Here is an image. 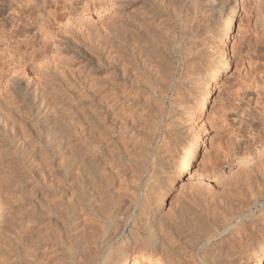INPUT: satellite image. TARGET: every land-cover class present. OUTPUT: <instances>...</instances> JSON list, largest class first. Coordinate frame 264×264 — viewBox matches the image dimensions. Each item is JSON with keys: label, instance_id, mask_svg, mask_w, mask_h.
Listing matches in <instances>:
<instances>
[{"label": "rangeland", "instance_id": "rangeland-1", "mask_svg": "<svg viewBox=\"0 0 264 264\" xmlns=\"http://www.w3.org/2000/svg\"><path fill=\"white\" fill-rule=\"evenodd\" d=\"M20 1H22L23 6H25L28 0H19V1L0 0L1 7L5 6L7 8L9 4H11L10 7L13 4L11 9H7L4 14L0 15V31L1 30L3 31L0 32V34L1 36H3V34L7 31L6 32L7 34L5 33L7 35L6 37L10 35L13 36L14 37L13 40L8 41V43L9 42L11 43L13 41L11 45H14V41L16 44V41H20V39L25 40V38L26 40L29 39L31 43L32 42L34 43L31 44L29 43L28 40L27 41L28 44L22 45L21 48L25 52L22 53L23 55L25 54L23 61L24 67H23L22 76L24 79L30 78V81H36V80H37L36 82L42 81V79H44V77L46 76L45 73L47 72V67L45 64L46 58L43 59L39 58L38 60L37 57L38 56L40 57V55H38L37 57L35 56L37 59L34 57L35 54L33 55L34 52L32 51L34 49L39 50L38 48L40 45H42L44 36L40 30L39 32L38 30H36L37 28L36 29L33 28L34 24H31L32 26H30V23L33 20L32 18L30 19V17H28L27 11L32 6H34L35 2L37 5H40L38 6L39 9L36 7V4H35L36 8L33 7L35 9H33L34 13L32 14V16L34 17L37 16L36 17L37 19L36 22L38 23L37 26L39 25L41 26L43 24L42 18L44 19L43 16L46 15L47 11L50 10L51 12L53 11L52 12L53 22L50 27L51 35L49 37L51 41V46L48 51V56L50 55L49 58L51 59V68L55 78V86H56L54 88L55 91L54 101H56L55 102L56 104L54 107L55 109L53 110H56L54 112L57 114L60 112V114L57 115L54 113V115L57 116L61 115L60 117L64 119L65 116L70 113V111L72 110L76 111L77 110L76 108H78L77 112H80L81 108L79 106L80 105L79 98L83 95L86 86L88 88V86H90L89 83L91 82L92 84L93 82V84L99 83L100 85L102 84L104 87H106L107 83L104 82H106V80L109 81L112 78L111 80L113 81L111 82L116 81L118 85V91L116 97H115L116 90L115 91L110 90L111 92H113V94L115 93L113 96L115 97V100H113L114 102H112V104L117 103L116 106L115 104L114 106L116 110L120 111L119 112L120 116H122L121 114L123 113H125V115H123L124 117L129 116L126 118L127 121L128 120L130 121L131 118L134 119V120L131 119V122H133V124L135 123V125H133L132 123L130 124L131 127H133L132 128L133 132L131 131L130 133L135 135L136 132V136L140 137V133L143 134L142 133L143 131H141L140 129H144V130L146 129L147 131H150L151 128L154 127V129L156 128L155 134H158L157 135L158 143L160 141L159 144L161 146L162 145L164 146V142L166 141L168 143V144L166 143L167 145L165 144L166 147L168 146L167 147L168 149L165 146L164 147L162 146L163 147L162 149L165 150L164 153L167 150V152L165 153L166 163H168L167 166L169 167V165H171L167 169L168 170L167 176L173 181V183H171L172 184L171 187L166 189L167 190L166 192L164 191L165 189L164 187L162 188L159 187L155 189L156 191L153 190V192L148 190L144 191V189H141V191L139 190L137 193L136 192L137 190L135 192L134 191L131 192L132 189L133 190L135 189L133 187L131 188L132 185L130 184L129 186L128 183L127 185L124 184V186L122 187L123 189H120L118 182L116 184L118 185V187L116 186L115 190L118 192L120 191L119 193H122L123 195L125 194V196H123L124 199L121 198L122 199L121 200L119 198L118 201V205L119 206L121 205L120 212L122 214L126 213L125 215L121 214L122 216H129L131 214L129 212H131L130 209L133 206L130 205L131 202L130 197L134 195L135 196L138 195L139 200H142L148 194L149 195L147 197H150L149 199L151 200H155V195L158 197L160 196L162 198L159 202L161 205L160 209L162 211L164 210L163 211L164 213H168V212L173 213L176 207L177 208L179 207V205L176 206L175 199L176 198L178 199V197L180 196L183 197L180 194L181 192L178 188L180 186L179 183L185 180L187 177L186 175L190 173L196 174V171L197 172L208 171L207 173H210L211 175L216 177L221 176L222 178L221 179L222 181L219 184V186L214 187L212 191L210 190V192H217V194L219 193L218 196L222 194V196L218 197L220 198L218 200L219 202L217 201L215 203H208L207 201L202 199L204 193H202V195L200 194L199 196L198 192L196 194L199 197L198 196L194 197L196 199L193 198L194 195L192 196V194L190 195L188 194L187 198L189 199L190 197H192L189 200L192 199L193 201L195 200H197L198 202L201 201L199 204H197L198 203L197 201L193 202L191 200L192 203L195 204L193 206H196L193 207L195 208L193 209V213L195 214L197 212V216L200 215L199 211L204 213V214L201 213V215L198 216V218L201 217L200 219L205 220L207 224L209 223L208 225L210 224L212 225L213 223L212 221L214 220L212 218L216 216L215 218L218 219L219 215L222 217L223 213H225L224 217H222L225 220L227 219L225 223L222 222L223 223L222 224L221 221L223 220L221 217H219V219L221 218L219 222L217 219L214 220L215 222L213 223V225L215 226V228L212 227L213 225L212 226L210 225L214 229L211 245L220 242L225 235L231 234V232L235 231L234 234L236 235L240 231L243 230L245 231L246 228L248 227L250 229H254L255 227H260V226H261L260 227L261 232L258 233V235L260 234L259 235L260 239L258 242L259 245L257 244V247H260V245L264 244V155L263 157L259 158L260 160L258 159L254 161L257 163L256 165H254L255 167H253L251 170L245 171L244 173H239L237 175L238 177H235L236 175L234 176L232 174L234 171L229 172L231 167L230 165L237 163L236 161L244 159L247 155L254 152V149L257 147L256 141H257L258 133H261L264 137V0H223L226 1L227 4L229 5V6L227 5L224 10H221L219 5H217L218 4L217 0H179L180 2H182L181 4L179 1L176 0L179 6L183 5V8L189 9V10L186 9L187 12L189 13L187 15V19L185 18V20H187L186 22L188 23V28H189L188 32H190L189 33L190 39L188 40V42L193 43L192 45L198 47V49L196 52H192L189 56H186L185 58L181 57V55L179 56V54L177 53H171V56L173 54L174 55L170 57V53H168L169 51L165 50V53L168 56H166L165 53L163 55H165L166 58L167 57L170 58H167L166 60L165 56H163V62L165 65L169 64L168 67L173 66L172 68H170L172 72L170 78H172L173 81L170 79L168 80L170 74L167 75L168 78L166 76L167 79L163 78L165 80L164 81L162 80V78H158L160 76H164L161 75V73H159L160 71L158 69L156 70L154 66L153 67L155 69L153 67L149 68L150 65H148V67L146 66L147 68H149V70H151L150 72H153L152 74H154L153 75L154 77L162 80L160 81L164 83V86L165 83L167 82L166 84L167 88H165L166 92L164 93L165 96H163V98L161 99H158L159 101L152 100V102L151 101L146 102L145 100H143L144 98L143 99L141 98V100H139L140 98L134 94L133 89L130 86L129 80H131V78L129 76L130 72L128 70H130L131 67L130 61L131 58H133L131 57L132 55H130V51H132L131 49L133 47V44L131 42V36H128V32L130 34V29L132 28L131 25L132 23L130 24V22H132V19L130 17L132 16V12H134L136 9H137V15L139 16L138 18L144 17V11L149 10L151 12L150 9L151 8L152 10L154 9L149 15L154 16L153 14H155V16L152 18L155 19V23L158 26L154 24L155 27L153 28L154 29L157 28L160 31L159 32L157 30L159 33L158 34L156 33V29L155 30L153 29V31H155L154 35L152 32V35L155 36L153 37L154 42H156L157 45L158 44L168 45L169 43L173 42L175 43L174 44L175 46L178 44L177 41L179 42L178 35L181 34L180 25H183V22H181L182 17L180 16L181 17L180 18L176 14L179 9L178 8L179 6L175 5L176 4L175 0H172L171 4L169 3L170 0L169 1L166 0V2L168 1L167 4L171 6L172 3H174V6L173 5H172L173 7L167 6L168 8L165 9V11L159 9V11L161 10L160 12L157 9L155 10V8L157 7L145 3L146 2L145 0H49L50 2L47 1L51 5L46 4L47 2L45 3L44 0H33L30 3L28 2L29 7L33 3L32 6L30 8L26 7L25 11H23L22 14L18 15L17 6L20 3L22 4V2ZM152 1L153 0H151L150 3ZM160 3L161 4L163 3L164 5L163 4L162 5L165 7L167 5L165 4L164 0H162V2ZM145 5H148L150 9L145 10ZM45 6H47L46 11L43 9ZM230 7L233 9L232 10L234 16L233 22H231L230 19H228ZM174 8H177V10H175L176 13L174 12ZM13 10L14 11L16 10V12H14ZM14 18L15 20L12 21V19ZM16 18L19 19V21L17 19L18 22L16 21ZM28 19H30V21ZM238 24L247 27L252 37L254 51L252 53V59H250V61H252L251 67L249 60L245 57L243 52L244 43L236 33L237 31L236 25ZM174 26L176 27L174 28ZM164 29L165 31L167 30V32L169 29L170 30L172 29L169 32L170 35L168 33H165L166 35L164 34L165 40H163L162 37L164 33L162 31H164ZM173 29L175 30L173 31ZM12 31L13 32L16 31L15 34L11 33ZM171 32L175 34L173 35ZM17 33L20 34L19 36L16 37ZM33 34L36 35V37ZM156 36L159 39L161 37L163 41L162 40L161 42L160 40L157 41L155 39L157 38ZM6 37L5 40L8 39V38L6 39ZM170 37L176 39L177 41L171 39ZM168 38L171 40H168ZM0 43H1L0 47L6 49L7 42L3 40ZM29 44L32 46H30ZM130 44H132L131 45L132 47H130ZM163 49H165L164 46ZM35 53L39 54V51H36ZM29 56L35 58V60H32L31 57H30L31 59H29ZM6 57L7 59H9V56ZM15 58L18 59V57L16 56ZM15 58L14 61L17 60ZM140 59H141L140 62H142L143 61L142 57ZM169 59L170 60L172 59L171 60L172 62ZM125 69H127V71ZM157 73H159L160 75ZM175 77H178V79ZM169 83L171 85H169ZM124 84L126 87L124 86ZM3 88H5L4 82L3 84L0 85V93L4 92ZM62 89L65 90L62 91ZM110 91L107 89L106 92H104V94L107 93H109L107 95L112 94ZM132 93L133 95H135L134 96L135 98L132 97ZM75 97H77V99ZM110 97L112 96L110 95ZM142 100L144 101L143 103L138 102ZM148 102H151V104ZM155 102H157L156 104H158L157 107L160 104L159 102H161L160 104L161 106H163L162 104H164L163 107L166 114L164 113L163 115L164 119L163 118L160 119L163 122L160 121L158 117H157L158 119L156 118L157 116L155 113L156 110H154L155 112L151 111L150 113L151 108L152 110L154 108L153 105L154 106L156 105ZM149 104L152 106H150ZM74 105L75 107H73ZM143 107L144 108L146 107L145 109L147 110L142 109ZM58 110L59 112H57ZM146 111L147 112L149 111L148 113L152 114L153 116L154 114L156 115L154 116L155 122L152 120L154 117L152 118L150 117L151 115H149L148 113H144ZM127 112H129L132 115L128 114ZM145 114H147L148 116ZM168 114H171L173 118L170 119L169 117H167ZM156 119L160 121L158 126L155 125V123L157 122ZM171 120H173L174 123H172ZM147 127H150V129H148ZM137 128L140 132L137 130ZM159 129L161 131H159ZM157 130L159 133L157 132ZM0 135L3 134L0 133ZM186 136H188L189 138L186 139ZM3 138L4 140L7 139L6 136L4 135L2 136L1 139ZM46 138L47 136L43 134L42 140L43 139L46 140ZM164 138H166L167 140L165 141ZM42 140H35V141H42ZM6 142H9V140H7ZM12 142H11L12 145L7 143L12 147L10 150L11 158L8 157L4 158V156L2 157V155H0V199L3 203L5 202L3 204L4 211L0 217V227L2 226V228L4 229L5 227L3 226L4 222L2 221L3 219L2 216L3 214H5V212L9 210L8 204L11 202L9 186L17 183L16 181H14L16 177L18 178L21 175H23V177L28 180L29 184L31 182L33 183V184L31 183L32 187H35V185L37 184L36 182L40 181L42 178L44 179L40 181V184L42 182L47 183L46 177H48V176L43 177L44 174L41 173L42 169L40 168V166L36 165L37 163L31 157V153H29V150H25V152H23L24 150L22 149L24 147L22 146L20 140L15 139L12 140ZM262 143H264V141ZM21 152H23V155L25 154L24 156L26 159H29V160L25 159L26 165L24 164V166H21L22 164H20L21 163L20 160L18 161V156ZM42 153L43 155L44 153L47 154L44 156L48 157L49 153L47 150L46 151L43 150ZM61 163L62 161H60V159H55L54 161L50 160L49 162L46 163L48 164V167H50V169L52 170V173L50 175L52 177L56 176L58 178V179L56 177L53 178L55 182V186H57V184L61 185V188L57 186V188L59 187L60 189L59 188L55 189L56 187L51 188V191H54L52 192L54 196V197L52 196L53 197L52 199L54 203L53 205H55L56 207L53 208L56 209L55 212L49 215V217L47 216L46 218L42 219L43 221L38 222L36 224H34L35 222L32 221L28 213L27 216L29 217H26L24 219V226L26 225L27 227L26 226L25 227L26 228L29 227V229L34 228L35 229L34 231L36 232L41 231L39 230V228L43 229L42 230L43 232L44 229L46 231H51L50 229H52L53 230L51 231L52 233L55 231L54 233L57 235V239H55V242H58V244L55 246L56 249L54 248L53 250L54 252L50 254V256H52L53 258L55 257L54 262L55 263L57 262L58 264H62L60 260L61 254H59V252H57L56 250L59 247L63 249L66 248L65 250L70 248V251L69 250L67 251L72 252L75 250L74 247L76 246L74 245L75 243L77 245L78 241L81 242L83 241L82 243L84 244L88 241V243L85 244L84 246L88 245L86 247H88L90 251H92L93 253L96 250L95 248H99L98 245L100 243L97 242L98 240L99 242L101 241V244L102 243L104 244V245L102 244L101 246H106V245L113 247L123 246L125 243L123 242L125 238L123 236L115 238V236L121 232V228L123 227L122 223H120L121 216H118L115 219L116 221L113 220L112 225L110 224V226H108L106 220H103V218L99 217L95 211L93 212V210H89L90 208L87 209L85 206H83L84 207L83 209V207L78 203H71L72 199L69 193H67L65 189L66 188V186L64 185L65 177H63L64 169L60 165ZM38 167L40 169L39 172H37L39 170ZM169 169H171L172 171L170 172ZM19 170L20 173H18ZM62 171L63 173H61ZM36 174L38 177L35 176ZM32 175L37 178L34 177L35 178L34 180V178H31ZM49 178L50 177H48V180ZM50 181L51 180H49L48 183H51ZM41 185L46 186L47 184L45 185L44 183H42ZM32 187H30V190L32 191V194L30 195H33L36 192L35 188ZM90 190L91 189H89V191ZM89 191L88 193L91 192ZM126 191L127 192L130 191V192H128L127 194ZM144 192H146L147 195ZM158 192H161V194ZM88 193H87V197L89 196L88 199L89 198L91 199V200L89 199L91 203L94 201V203H92L94 206L97 204L96 208H99L100 205L101 207L102 206L104 207V205H102L103 204L102 201L100 202V200L98 201L96 198H92L93 195L90 197V194L92 192L90 194ZM143 193L145 194V196ZM150 193L153 195L150 196L151 195ZM184 197H186L185 194ZM197 198H200V200ZM96 200L98 203L100 202L99 205L98 203H96ZM202 200L204 202H202ZM208 204L210 206H207ZM198 205L201 206L202 209L198 207ZM172 206L173 207L175 206V209L172 208ZM215 207L217 208L216 209L217 211L215 210ZM25 208L22 209L25 210ZM197 208H199V211L198 210L196 211ZM75 209L76 210L78 209L77 211L80 213L78 214V212ZM131 210L133 211V208ZM214 210L217 213H215ZM228 210L229 211L232 210V214H229L231 213V211L228 213L227 212ZM234 211H236L239 214L236 213L235 215V213H233ZM71 212L73 213L71 214ZM127 212L129 214H127ZM82 214H85L87 216L83 215L84 216L83 217ZM210 214H213L214 216L213 215L211 216ZM206 215H208V218L206 217ZM76 216L77 217L79 216L80 218H77ZM226 216L229 218H227ZM231 216L232 218L230 219ZM56 219L58 221H56ZM207 219H209V221ZM48 222L50 223V225ZM25 223H28L29 225ZM248 223L250 226L248 225ZM41 224L42 227H40ZM76 225L78 226V228H76L77 227ZM182 227H183L182 230L186 229L184 231V235L189 234L188 238L187 235H185L186 236L185 239H188V241L186 240L183 242V244H181V247L183 246V249L180 247L182 254L186 257L188 256L187 259H190L188 261L193 262L194 260V262L197 263V261H195V258H193L195 257V252L194 254L192 253L194 250L189 245V243L191 244L195 239L192 237H196V236H194L195 234H193L192 231L185 224H183ZM216 227H218V229ZM241 227L242 228L245 227V228L242 229ZM36 228L38 230H36ZM88 228H91L92 231L91 229ZM83 229H86L87 232H85V230ZM71 230L72 231L75 230V231L72 232ZM84 234L87 236H85ZM102 234L105 236V238ZM236 236L239 237L240 235L238 234ZM2 237L3 236L0 235V238ZM84 237H86V241ZM105 239H107L106 240L107 242L105 241ZM33 249L34 247L30 249L31 254L32 252L33 254H36L37 252L35 253ZM55 251L57 253H55ZM188 252L191 255L193 254V256H191ZM130 253L132 257L134 258L138 257L139 259L138 264H159L158 262H156L157 259L160 258L159 253L152 254L151 252H145L143 251V248L140 247L133 249ZM189 256H191V258H189ZM253 259L254 257H250L248 260L249 262L247 263L254 264ZM188 261H186L187 264L189 263ZM194 262L193 264H196ZM172 263L175 264V261H173Z\"/></svg>", "mask_w": 264, "mask_h": 264}, {"label": "bare ground", "instance_id": "bare-ground-1", "mask_svg": "<svg viewBox=\"0 0 264 264\" xmlns=\"http://www.w3.org/2000/svg\"><path fill=\"white\" fill-rule=\"evenodd\" d=\"M17 1H19V0H17ZM32 1L33 0H28L27 3L25 4V6H23V2L20 1V2H22V4L20 3L17 6L18 15L22 14V12L25 11V8L29 7V3ZM47 1L50 2L49 0H44L45 3ZM145 1H146L145 3H147L148 5L151 4L154 7H157V8H155V10L157 9L158 11H159V9L165 11V9L168 8L167 6H169V7L174 6V3H172L173 6L172 5L170 6L169 4H167V2L169 0L167 2H166V0H164L165 4H167L166 7L163 6L164 5L163 3H162L163 5L160 3V2H162V0L161 1L160 0H153L151 3H150L151 0L150 1L145 0ZM171 1L172 0L169 1L170 4H171ZM177 1H179V0H177ZM177 1L175 0V2H176L175 5L179 6ZM217 1H218L217 5H219L221 10H224L226 8V6L228 5L226 1H223V0H217ZM48 2L46 4H50ZM181 3L182 2H180V4ZM32 4L30 5V7L32 6ZM35 4H36V2L34 3V6H32L31 8L29 7L30 9H28L27 12H28V17H30V19L32 18V20H33L30 23L29 22L30 19H28L30 26H32L31 24H34L33 28L34 29L37 28L36 30H38V31L40 30L44 36L43 37L44 38L43 43L38 48L39 50H36L33 48L35 50L34 51L32 49L33 50L32 52H34L33 55L35 54L34 57L35 56L37 57L38 55H40V57L39 56L37 57L38 60H39V58L40 59L46 58L45 64L47 67V72L45 73L46 76L44 77V79H42V81H40V82H36L37 80L36 81H30V78L24 79L22 76L23 67H24L23 61H24V57H25L24 55L25 54L24 55L22 54L24 51L21 48H22V45L28 44L27 41L29 39H27V40H26V38H25V40L20 39V41H16L17 45L15 44V41H14V45H11V43L13 41L11 43L10 42L8 43V41L13 40L14 37L11 35L6 37L7 31L5 32L6 34L2 33L3 36H1V34H0V36L3 37V38L0 37V42L3 40L7 42L6 43L7 44L6 49L0 47V85L3 84V82H4V86H5V88H3L4 92L0 93V133L3 134L4 136H6V138H7L5 140H4V138L1 139L3 135H0V155H2V157L4 156V158L5 157L11 158L10 157V150L12 148L11 147V145L13 143L12 140H15V139L20 140L22 143V146L24 147L22 149V150H24L23 152H25V150H29V153H31V157L37 163L36 165L40 166V168L43 170V172L41 170V173L44 174L43 177L48 176L52 179L49 178V180H51L50 181L51 183H48L49 180H48V177H46L47 183L42 182L45 185L47 184L46 186L41 185L42 183L40 184V181L43 180L44 178H42L38 182H36L37 181L36 180V181H34L37 183L35 185V187H32L31 186L32 182L29 184L28 180L26 178H24L23 175H21L18 178L16 177V179L18 181L16 179L15 180L13 179L17 183L12 184V185L10 184L11 186H9V193H10V198H11V202L8 204L9 210L7 212H5V214H3V216H2V218H3L2 221L4 222L3 226L5 227V229L2 228V226L0 227V235L3 236L2 238H0V264H58L57 262L56 263L54 262L55 257L53 258L52 256H50V254H52L54 252L53 250H54L55 246L58 244V242H55V239H57V235L54 233L55 231L52 233L51 232V231H53L52 229H50L51 231H46L44 229V232H47V233H44L42 231L43 229L39 228V230H41L42 232L41 231L36 232V231H34L35 230L34 228L29 229V227L26 228L27 227L26 225H25L26 227L24 226V219L26 217L30 216L32 221L35 222L34 224H36L38 222L43 221L42 219L46 218L47 216L49 217V215H51L56 210V209H53L55 207V205H53L54 203H53L52 198L54 196H53L52 192H54V191H51V188L56 187L55 189H58L59 187L61 188V185L56 183L57 186H59V187L57 188V186H55V182H54L53 178H55L56 176L52 177L50 175L52 173V170L50 169V167H48V164H46L50 160L54 161L55 159H60V161H62V163L60 164L64 169V176L63 175L62 176L65 177L64 178V181H65L64 185L66 186V188H65L66 192L69 193V195L72 199L71 203H78L82 207L85 206L87 209L90 208L89 210H93V212L95 211L99 217L103 218V220H106V222L108 223V226H110V224L112 225V221L115 220L118 216H121V222L120 223H122L123 227L121 228V232L118 233V235H116L115 238L120 237V236L121 237L123 236L125 238L123 241V242H125L124 245L120 246V247L119 246H116V247L107 246L106 243H105L106 246H101L103 243L101 244V241L99 242V240H98L97 242L100 243L98 245L99 248H95L96 247L95 246L94 248L96 250L94 253L92 251H90V249L88 247H86L88 245L84 246L85 244L88 243V241L84 244V243H82L83 241L81 242V241L77 240L78 241L77 245L74 242L75 243L74 246H76V247H74L75 250L72 252L67 251V250L70 251V248L65 250L66 248L63 249V248L59 247L56 251L59 252V254H61L60 260H61L62 264H138L139 263L138 257H135V258L132 257L130 255L131 254L130 252L133 249L139 248V247L143 248V251H145V252H151L152 254L159 253L160 258L158 256L159 259H157V261L155 260L159 264H166V263L167 264H173L172 263L173 261H175V264H184V263L187 264L186 261H188L190 259H187L188 256L187 257L184 256L182 254V251H181V248L183 249V246L181 247V244H183V242L186 240L188 241V239H185L186 238L185 235H187V234L184 235V231L186 229L182 230L183 224H185L192 231V233L195 234L194 236H196V237H192L195 239L193 240V242L191 244L189 243L191 248L194 250L192 252L191 251L192 249L190 248L191 249L190 251L193 254L195 252V257H193V258H195V261H197V263L194 262V260H193V262L196 264H245V263L249 262L248 260L250 257H254V259H253L254 264H264V244L260 245V247H257V244L259 245L258 242L260 239V237H259L260 234L258 235V233L261 232V229H260L261 226L255 227V228L252 226L254 229H250L248 227V228H246L245 231L244 230L240 231V232L238 231L239 233H237L236 235L239 234L240 235L239 237H237L234 234L235 231L231 232V234H227L224 237L222 236L223 239L221 238L222 240L221 241L219 240L220 242L215 243L214 245H211V243H212L211 240L213 238V232H214V229L212 227L215 228L213 223L215 222L214 220L217 219V218H215L216 216L214 218H212L214 220L212 221L213 226L210 224L212 226L211 227L210 225H208L209 223L207 224V222L205 220H201L200 219L201 217L198 218V216H200L202 213L199 211V208H197L196 211L198 210L200 215L197 216V212L195 214L193 213V209H195L193 207H196V206H193L195 204L192 203V201H193L192 199H191L192 201L189 200L192 197H190L189 199L187 198L188 194L189 195L192 194V196L194 195L193 198L198 196L196 194L198 192L199 196H200V194L202 195V193H204L203 198H202V196H201V198L203 200L207 201L208 203H215L220 199L218 197L222 196V194L220 196H218L219 193L217 194V192H210V190L212 191L214 187L219 186V184L222 181L221 180L222 178L219 175H218L219 177L213 176L210 173H207L208 171L207 172H204V171L197 172L196 171V174L195 173L194 174L190 173L188 175L185 174L187 176L186 179L181 181L179 183L180 186L178 187L180 192H181L180 194L183 197L178 195L181 198L178 197V199L177 198L175 199L176 200V202H175L176 206L179 205V207L178 208L176 207V209H175V206L174 207L172 206V208L175 209V210L173 209L174 210L173 213H169V212L164 213L163 212L164 210L162 211L160 209L161 205L159 202L162 199L160 196L158 197L155 195V200H151V199H149L150 197H147L149 194L147 195L146 192H144L147 196H145V194L143 193L145 197L142 200H139L138 195H136V196L134 195V196L130 197V201H131L130 205L133 206V207L131 206L133 208V211L131 210L132 209L131 208L130 209L131 212L128 211L129 213H131L129 216H122V215H125L126 213L122 214L120 212V206L121 205L120 206L118 205V201H119V198L124 199L123 196H125V194L123 195L122 193H119L120 191L119 192L116 191L115 190L116 186L118 187V185H119V188L123 189L122 187L124 186V184L127 185V183H128L129 186H130V184L132 185L131 188L133 187L135 189V190L132 189L131 192L132 191L135 192L137 190L136 191L137 193L139 190L141 191V189H144V191L148 190V191L153 192V190H155L159 187H161V188L164 187L165 188L164 191L166 192L167 191L166 189L171 187V185H172L171 183H173V181L167 176L168 175L167 169L171 165H169V167L167 166L168 163H166V156H165V153L167 152V150L164 153L165 150L162 149L165 146V144L167 143V141H166L167 139L164 138V140L166 142H164V146L162 145L163 146L162 147L159 144L160 141L158 143V138H157L158 134H155L156 128L154 129V127H152V125H153L152 123H151L152 128L150 131H147L145 129L147 131L146 132L144 129H140L141 131H143L142 132L143 134L140 133V137L136 136L135 131H134L135 135L130 133L133 130L132 129L133 127H131V125H130L131 123L133 124V122H131V119H133V118H131L130 121L129 120L127 121L126 118L129 116L124 117L123 115H125V113L121 114L122 116H120V113H119L120 111L116 110V108H115L117 103L116 104L114 103L115 106H114V104H112V102H114L113 100H115V97L117 96V91H118V85H117L116 81L111 82V81H113V80H111L112 78L109 80L110 82L107 80H106V82H104V83H107L106 87H104L102 84L100 85L99 83L93 84V82H92V84H91V82L89 83L90 86H88V88L86 86V89H84L85 91L82 95L83 97L81 96L82 98L81 97H80L81 99L79 98L80 102L78 101L80 104L79 106L81 108L80 112H77L78 108H76L77 109L76 111L72 110V111H70V113L67 112L69 114L66 115L64 119L62 117H60L61 115L57 116L58 114H60L59 110L57 111V112H59L58 114L54 112L56 110H53V109H55L54 107L56 104L55 103L56 101H54V99H55L54 98V95H55L54 88L56 87L55 86V78H54L52 68H51V59L49 58L50 55L48 56V51H49V48L51 46V41H50L49 37L51 35L50 34L51 33L50 27H51V24L53 22V19H52V17H53L52 12L53 11L52 12H51V10L47 11V13L45 15L46 17L43 16L44 19L42 18L43 24L41 23L42 24L41 26L40 25L37 26L38 25V23L36 22L37 16L34 17V16H32V14L34 13L33 9H35L36 7L39 9L38 6H40V5L36 4V7H35ZM10 5L11 4H9L7 6V8L2 5L4 7L3 8L0 5V15L4 14L7 9H11L13 4L11 7H10ZM148 5H145V10L150 9ZM47 6H45L43 8L45 11L47 10L46 9ZM33 7H35V8H33ZM178 8L179 9H178L177 13L175 12V10H177V8H174V12L179 17L180 16L182 17V18L181 17L180 18L182 19L181 22H183V25H180L181 34L178 35L179 36L178 37L179 42L176 39H174L175 36H177V35H175L174 38L170 37L171 39H174L175 41H177L178 44L176 43L177 45H175V46H174L175 43H173V42L169 43L168 45H165V44H163V45L158 44L157 45L156 42H154L153 37H155V36H153V35H154L155 31H153V29H154L153 27H155V25L156 26H158V25L155 23V19L152 18L155 16V14H153L154 16L149 15L154 9L152 10V8H151L150 9L151 12L149 10L144 11V17H141L142 19L138 18L139 16L137 15V9L134 12H132V16L130 17L132 19V22H130V24L132 23L131 24L132 28L130 29V34L128 32V36H131V42L133 44V47L131 46L132 44H130V47H132V49L130 48L132 50V51H130V55H132L131 57H133V58H131V61H130L131 67L129 66L130 70H128L130 72V75H129V72H128V75L131 78V80H129L130 86L133 89L134 94L140 98L139 100H141V98L142 99L144 98L143 100H145L146 102L147 101L152 102V100L157 101L158 99H161V98H163V96H165L164 93L166 92L165 88H167L166 87L167 82L165 83V86H164V83H162L161 81L164 80L163 78L167 79L168 78L167 75H169V74L170 75H169L168 80L169 79L172 80V78H170L171 73H172L170 68L173 67V66L168 67L169 64L165 65L163 62V56H165V55L168 56L165 53V50L169 51L168 53H170V57H172L174 55L173 54L171 56V53H177V54H179V56L181 55V57L185 58L186 56H189L192 52H196L198 49V47L192 45L193 43L188 42V40L190 39L189 38L190 32H188V29H189L188 23L186 22L187 20H185V18L187 19V15L189 13V12H187V10H189V9L183 8V5L182 6L180 5ZM232 10L233 9L230 7L228 19H230L231 22H233V18H234ZM167 11H170V10H167ZM14 12H16V10ZM17 19L18 18H16V21H17ZM13 20H15V18L12 19V21ZM68 20H69V18H68ZM18 21H19V19H18ZM175 27L176 26H174V28ZM236 28H237L236 33H237L238 37H240L242 39V42L244 43V49H243L244 55L249 60L250 67H251L252 61H250V59H252V53L254 51V45L252 43V37L249 33L250 31L247 27H245L241 24L236 25ZM155 29H156V33H158L159 30L157 28H155ZM171 30L169 29L167 32V30L165 31V29H164V31H162V32H164L163 36H162L163 40H165L164 39L165 38L164 36L166 35L165 33L169 34V32ZM174 30L175 29H173V31ZM0 32H3V31L1 30ZM15 32L16 31H14V32L12 31L11 33L15 34ZM152 32H153V35H152ZM42 33H41V35H42ZM19 34L20 33H17L16 37L19 36ZM168 34H167V36H168ZM161 35H162V33H161ZM25 36H27V35H25ZM34 36L36 37V35H34ZM5 37H6V39L7 38L8 39L5 40ZM157 38H155V39L157 41L160 40V42H161V40H162L161 37H160V39L159 38L157 39ZM1 39H3V40H1ZM171 39L168 38V40H171ZM17 40H19V39H17ZM34 40H36V39H34ZM129 40H130V38H129ZM193 42H194V40H193ZM29 43H31L30 40H29ZM30 46H32V45H30ZM163 46L165 49H163ZM36 51H39V54L35 53ZM164 53H165V55H163ZM5 55L9 56V59H7V57ZM15 56L18 57V59L15 58ZM166 56H165L166 60H167V58H170V57L166 58ZM30 57L31 56H29V59L32 58V57L31 58ZM141 57H142L144 63H143V61L140 62ZM14 58L17 59V60H15L16 62L14 61ZM35 58H32V60H35ZM166 60H164V61H166ZM148 65H150L149 68L154 66L156 68V70L158 69L160 71V72L159 71L158 72L161 73V75H164V76L158 77V78H162V80L153 76L154 75V74H152L153 72H150L151 70H149V68H147ZM127 69H128V67H127ZM127 69H125V70L127 71ZM159 73H157V74H159ZM166 76H167V78H166ZM175 78L178 79V77H175ZM175 83H176V81H175ZM169 85H171V84L169 83ZM124 86H125V84H124ZM122 87H123V85H122ZM107 89L109 91L110 90H112V91L116 90L115 97H113L115 93L113 94V92H111V91L110 92L112 94H110V95L113 98L110 97V95H107L109 93L104 94V92H106ZM63 90H65V89H62V91ZM135 95H133V93H132V97H134ZM166 95H167V93H166ZM75 98L77 99V97H75ZM143 100L138 101V102L143 103L144 102ZM151 102H148V103L151 104ZM161 102H159V103L161 104ZM156 103L157 102H155V104ZM163 103H164V101H163ZM160 104H159V106H161ZM144 105H145V103H144ZM152 105H153V103H152ZM152 105H150V106H152ZM157 105L158 104H156L155 106L157 107ZM162 105L164 106V104H162ZM155 106L153 105V107H154L153 110L150 107L151 108L150 113H151V111L155 112L154 110H156L155 113L157 116L153 112L152 113L154 114V116H156V118L158 117L160 120L161 118H163V115L165 113L164 107L158 106L159 108L157 107L158 108V110H157V108ZM73 107H75V105ZM145 108L143 107L142 109H145ZM145 110H147V109H145ZM116 111H118V112H116ZM148 112L146 111L144 113H148ZM54 113L57 115H54ZM127 113L130 114L129 112H127ZM130 115H132V114H130ZM145 115H147V114H145ZM149 115H151L150 117H152V118L154 117L152 114H149ZM135 117H137V116H135ZM167 117H169L170 119L173 118L171 116V114H168ZM157 119H156L157 122L155 123V125L158 126L159 122L162 120L158 121ZM137 120H139V119H137ZM152 120L154 121L155 117ZM171 121H172V123H174L173 120H171ZM148 124H150V123H148ZM133 125H135V123ZM147 128L150 129V127H147ZM164 129H165V127H164ZM137 130H138V128H137ZM138 131H137V133H138ZM159 131H161V130L159 129ZM157 132H158V130H157ZM43 134L47 136L46 140H44V139L42 140ZM162 136H163V134H162ZM189 137H190V135H189ZM189 137L186 136V139ZM7 140H9V142H6ZM35 140H42V141H35ZM263 141H264L263 135L261 133H258L257 141H256L257 147L254 149V152L247 155L244 159L236 161L237 163L230 165L231 167H230L229 172L234 171L232 174L234 176L236 175L235 177H238L237 175L239 173H244L245 171L251 170L253 167H255L254 165H256L257 163L254 161L258 160L259 158L263 157V155H264V143H262ZM7 143H9L11 145H8ZM157 144H159V145H157ZM43 150L48 151V153H49L48 157L44 156V155H47L45 153L43 155V153H42ZM23 152H21L22 155L20 153L18 156V161L20 160V162H21L20 164H22L21 166H24L25 161L29 160V159L25 158V156H24L25 154L23 155ZM169 162H170V160H169ZM9 164H11V163H9ZM38 169H39V167H38ZM63 169H61V170H63ZM169 170H170V172L172 171L171 169H169ZM39 171H40V169L37 172H39ZM18 173H20V170ZM61 173H63V171ZM18 175H20V174H18ZM35 176H37V174ZM35 176L32 175L31 178H34ZM37 177H35V178H37ZM35 178H34V180H35ZM115 178L118 181H116ZM117 183H118V185H116ZM30 187L35 188L36 192L33 195H30V194H32ZM125 187H128V186H125ZM89 189H91L90 191L93 194L89 191ZM117 190H118V188H117ZM88 191L91 194L88 193ZM128 192H130V191H128ZM128 192H127V194H128ZM161 192H158V193L161 194ZM87 193L90 194V197L93 195L92 198H96L98 201L100 200V202L102 201L103 204L102 203L101 204L104 205V207L103 206L101 207V205H100V207L97 206L99 208H96L97 204L95 206L92 204V203H94V201H93L94 199L92 200L93 201L92 203L90 202L91 199L90 198H89L90 200L88 199L89 196L87 197ZM184 194L186 197H184ZM152 195L153 194H151L150 196H152ZM221 198H223V197H221ZM194 199H196V198H194ZM197 199L200 200V198H197ZM97 200H96V203H98ZM203 200H202V202H204ZM195 201H197V200H195ZM195 201H193V202H195ZM67 202H69V201H67ZM100 202L98 203V205L100 204ZM120 202H119V204H120ZM200 202H198L197 204H199ZM4 203L0 199V217L4 211L3 210V206H4L3 204ZM25 206H26V208H25ZM207 206H210V205L208 204ZM72 207H73V204H72ZM198 207L201 208V206H199V205H198ZM22 208L23 209L25 208V210H23ZM58 208H59V206H58ZM83 209H84V207H83ZM216 209L217 208L215 207V210ZM128 210H129V208H128ZM170 210H171V208H170ZM215 210H214V212H215ZM230 211H231V213H229ZM230 211L228 210L227 212L229 214H232V210H230ZM128 212H127V214H129ZM72 213L73 212H71V214ZM79 213L80 212H78V214ZM215 213H217V212H215ZM215 213H214V215H215ZM233 213H235V215H236L237 212L234 211ZM27 214L29 216H27ZM202 214H204V213H202ZM224 214L225 213H223L222 217H224ZM237 214H239V213H237ZM74 215H76V214H74ZM83 215H85V214H82V216ZM210 215L212 216L213 214H210ZM85 216H87V215H85ZM203 216H205V215H203ZM206 217L208 218V215H206ZM219 217H221V216L220 215L218 216V219H217L218 222L222 218L221 217L219 219ZM248 217H249V215H248ZM248 217H247V219H248ZM77 218H80V217L78 216ZM131 218H132V220H131ZM227 218H229V217H227ZM231 218H232V216L230 217V219ZM58 219H60V218H58ZM203 219H204V217H203ZM230 219H229V221H230ZM207 220L209 221V219H207ZM210 220H211V218H210ZM222 220L223 221H221V223L222 222L225 223V221L227 219L225 220L222 218ZM56 221H58V220L56 219ZM88 222H86V223H88ZM94 222H95V220H94ZM226 223H228V222H226ZM25 224L29 225L28 223H25ZM253 224H254V221H253ZM49 225H50V223H49ZM100 225H102V224H100ZM248 225H249V223H248ZM40 227H42V224ZM76 228H78V226ZM216 228L218 229V227H216ZM244 228H242V229H244ZM88 229H91V228H88ZM36 230H38V229L36 228ZM83 230H85V232H87L86 229H83ZM231 230H233V229H231ZM238 230H240V229H238ZM73 231H75V230H73ZM91 231H92V229H91ZM66 233H67V231H66ZM74 233H76V232H74ZM188 235H187V238H188ZM85 236H87V235H85ZM191 236H192V234H191ZM191 236H190V239H191ZM75 238H76V236H75ZM84 238L86 241V237H84ZM100 238H102V237H100ZM104 238H105V236H104ZM183 238H184V240H183ZM91 239H92V236H91ZM107 239H105V241ZM219 239H220V236H219ZM217 241H218V239H217ZM123 242H122V244H123ZM94 245H96V244H94ZM31 247L32 248L34 247L33 251H35V253L37 252L38 253V254L36 253L37 255L33 254V252L31 254V251H30V249H32ZM56 251H55V253H57ZM185 254H186V252H185ZM193 254L192 255L190 254V255L193 256ZM53 255H55V254H53ZM191 256H189V258H191ZM173 259H175V260H173ZM162 261H165V262H162ZM188 262H189L188 264H190V263L193 264V262H191V261H188ZM247 264H249V263H247Z\"/></svg>", "mask_w": 264, "mask_h": 264}]
</instances>
